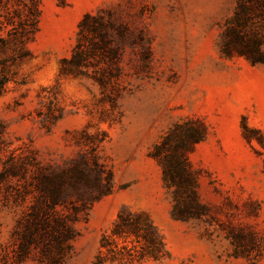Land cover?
I'll use <instances>...</instances> for the list:
<instances>
[{
	"label": "rangeland",
	"instance_id": "obj_1",
	"mask_svg": "<svg viewBox=\"0 0 264 264\" xmlns=\"http://www.w3.org/2000/svg\"><path fill=\"white\" fill-rule=\"evenodd\" d=\"M261 3L0 0V59L29 50L0 93V264H264ZM93 154L113 190L64 256L22 247L36 177ZM123 207L156 225L159 257L113 234Z\"/></svg>",
	"mask_w": 264,
	"mask_h": 264
},
{
	"label": "trees",
	"instance_id": "obj_2",
	"mask_svg": "<svg viewBox=\"0 0 264 264\" xmlns=\"http://www.w3.org/2000/svg\"><path fill=\"white\" fill-rule=\"evenodd\" d=\"M261 2L264 14V0ZM240 38L237 36L236 40ZM7 44L8 40L0 37V50ZM256 46L245 41L231 47L237 48L248 57H253ZM28 55L29 50L24 48L11 57L0 59V93L11 80L8 64ZM244 127L246 131L249 130L246 125ZM92 162L87 157H81L66 168L44 172L36 177V201L21 231L22 247L32 244L40 246L43 253L55 261L64 256L71 246L70 241L76 236L73 223L79 219V214L83 212L88 214L95 201L113 190L112 176L110 174L107 177L103 176L104 168L95 154L92 155ZM164 165L166 175L171 176L169 157L164 158ZM0 176H4V172H0ZM68 204L74 210L72 217L60 216L57 206ZM113 234L124 237L134 234L137 242H141L140 252L143 255L159 257L164 250L163 236L156 225L148 218L132 213L125 207L119 212ZM102 244L107 246L111 242L104 237Z\"/></svg>",
	"mask_w": 264,
	"mask_h": 264
}]
</instances>
